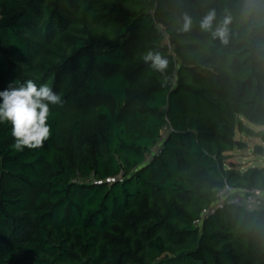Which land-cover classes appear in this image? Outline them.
I'll list each match as a JSON object with an SVG mask.
<instances>
[{
    "label": "trees",
    "instance_id": "16d2710c",
    "mask_svg": "<svg viewBox=\"0 0 264 264\" xmlns=\"http://www.w3.org/2000/svg\"><path fill=\"white\" fill-rule=\"evenodd\" d=\"M212 9L227 44L200 30ZM27 80L64 102L42 148L0 123V264H264V209L201 216L225 183L264 190L226 163L242 118L264 125V0H0V91Z\"/></svg>",
    "mask_w": 264,
    "mask_h": 264
},
{
    "label": "clouds",
    "instance_id": "9594fccd",
    "mask_svg": "<svg viewBox=\"0 0 264 264\" xmlns=\"http://www.w3.org/2000/svg\"><path fill=\"white\" fill-rule=\"evenodd\" d=\"M258 0H244L245 9H249ZM232 17H225L217 22L214 9L209 10L199 21L202 32L209 33L211 39L227 44L230 34ZM192 18L183 16V32L192 30ZM142 60L154 72L162 75L168 68V59L159 51L148 50L142 55ZM166 79V78H165ZM0 123L10 125L14 143L12 148L17 152L27 149L42 148L52 135L51 125L48 123L51 115L50 105H59L64 101L47 84L37 86L32 80H27L18 87L9 86L0 91Z\"/></svg>",
    "mask_w": 264,
    "mask_h": 264
},
{
    "label": "rangeland",
    "instance_id": "374dc122",
    "mask_svg": "<svg viewBox=\"0 0 264 264\" xmlns=\"http://www.w3.org/2000/svg\"><path fill=\"white\" fill-rule=\"evenodd\" d=\"M166 27L158 26V34L161 35V44L172 51V44L169 35L166 32ZM152 38L156 37V33L152 32ZM64 131L68 132L69 123L74 119V115H68ZM243 120V129L236 133V149L230 153V157L226 159V163L231 162L232 165H237L241 171H246L251 168L264 167V125L251 123L245 118Z\"/></svg>",
    "mask_w": 264,
    "mask_h": 264
},
{
    "label": "built area",
    "instance_id": "2783aa9c",
    "mask_svg": "<svg viewBox=\"0 0 264 264\" xmlns=\"http://www.w3.org/2000/svg\"><path fill=\"white\" fill-rule=\"evenodd\" d=\"M172 128L166 126L162 130V135L165 137ZM117 178H108L107 182H115ZM98 183H102L99 181ZM226 205L242 206L246 210H261L264 209V190L259 188H238L229 183L218 190L217 199L201 214L202 217L216 213ZM201 217V219H202ZM201 219L195 221V224H200Z\"/></svg>",
    "mask_w": 264,
    "mask_h": 264
}]
</instances>
